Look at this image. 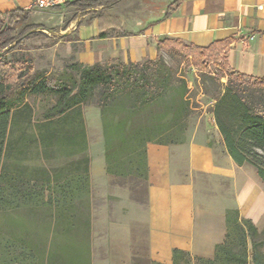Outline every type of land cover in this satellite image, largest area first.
I'll list each match as a JSON object with an SVG mask.
<instances>
[{
  "label": "trees",
  "instance_id": "obj_1",
  "mask_svg": "<svg viewBox=\"0 0 264 264\" xmlns=\"http://www.w3.org/2000/svg\"><path fill=\"white\" fill-rule=\"evenodd\" d=\"M119 1L75 0L49 9L87 11L101 6L106 11ZM177 2L168 4L165 17L177 7ZM30 13V9L22 8L0 11V209L13 210L33 205L36 211L44 207L61 212L83 211L81 207L91 195V156L87 150L86 122L81 106L89 102L100 110L106 172L119 174L121 169H126L134 175L148 178L147 143L183 141L184 137L167 142L156 138L171 130L181 134L191 113L186 84L165 62L164 52L189 58L203 69L209 62H218L227 80L225 83L215 81L220 91L214 97L211 111L217 130L231 159L238 166L248 164L254 167L264 184V77L234 70L225 58L227 42L216 41L201 47L186 44L179 38L164 37L155 42V58L136 62H71L53 75L43 69L35 70L28 55L13 57L14 52L22 50L25 40H52L42 30L45 29L42 24L28 21ZM102 17V12L97 14L98 19ZM21 23V30L13 35ZM112 27L119 34H129L120 25L112 24ZM105 34L106 31L99 32L101 37ZM8 52L12 56L6 61ZM28 96L52 100L43 112L45 124L39 136L52 143L61 136L67 141L66 147L70 146L74 152L75 157L70 162L73 167L63 177L57 176V170L50 172L43 167L4 162L10 129L15 119L23 116L29 108ZM76 216L72 230L78 231L81 226L88 230L89 222ZM225 217L227 235L224 242L215 245L212 258L193 256L195 261L198 264H217L224 253L223 264H264V253L253 240L260 232L252 220L240 217L236 209H227ZM231 226L242 230L244 245L250 240L248 249L245 245L242 252H233L228 247ZM185 257L191 264L189 252L174 248L171 264H179Z\"/></svg>",
  "mask_w": 264,
  "mask_h": 264
},
{
  "label": "crops",
  "instance_id": "obj_2",
  "mask_svg": "<svg viewBox=\"0 0 264 264\" xmlns=\"http://www.w3.org/2000/svg\"><path fill=\"white\" fill-rule=\"evenodd\" d=\"M33 1L0 0V11L47 10L34 7ZM173 1L140 0L144 9L125 15L107 9L102 18L87 22L85 13L72 8L48 9L46 17L60 22L64 13H75L66 34L78 27L70 42L82 44L76 59L85 64L155 58L156 40L171 37L201 47L225 41V58L234 70L264 77V0H178L165 17ZM112 24L129 34H119ZM102 31L104 37L99 36ZM208 118L210 135L146 145L147 255L152 261L171 264L174 248L212 258L215 245L227 235V209L264 225L263 182L254 167L231 159L212 111Z\"/></svg>",
  "mask_w": 264,
  "mask_h": 264
},
{
  "label": "rangeland",
  "instance_id": "obj_3",
  "mask_svg": "<svg viewBox=\"0 0 264 264\" xmlns=\"http://www.w3.org/2000/svg\"><path fill=\"white\" fill-rule=\"evenodd\" d=\"M139 2L122 0L110 10L113 14L125 15L130 10L144 9L145 6ZM47 11L30 13L28 21L42 24L45 28L42 30L52 40H25L22 50L14 52L13 57L28 55L35 70L43 69L55 75L64 70L67 64L78 62L76 53L82 44L70 42L72 33L78 28L76 22L74 25L77 28L66 34V26L75 14L73 11L64 13L60 22L57 18L46 17ZM102 11L101 6H94L78 13H85L87 22ZM22 26V23L17 26L13 35H17ZM11 56L12 53L8 52L6 61ZM162 56L172 67L175 76L184 80L191 113L181 134L171 130L156 140L167 142L198 134L210 135L208 117L214 97L220 91L215 81L225 83L227 80L218 62H209L207 68L203 69L189 58L183 59L165 52ZM27 102L29 108L23 116L15 119L10 129L4 162L13 161L39 169L43 167L50 172L57 170V176L63 177L73 167L70 162L75 157L74 152L70 146L66 147L67 141L61 136L53 143L39 136L45 124L43 112L52 104V100L49 97L28 96ZM81 108L86 122L87 150L91 156V195L88 202L81 207V213L74 210L54 211L46 207L36 211L33 205L13 210L0 209V264H154L147 255V178L126 169H121L119 174L106 172L99 107L89 102ZM75 212L82 221L85 219L89 222L88 230L84 226L78 231L72 230V221L77 217L75 215L73 218ZM254 225L260 233L253 240L264 253V225ZM228 231L230 238L227 245L233 252H242L245 245L246 249L249 248L250 240L245 241V245L241 240L242 230L231 226ZM224 256L222 253V259L217 264L224 263ZM190 261L191 264H198L192 255ZM179 264L189 262L185 257Z\"/></svg>",
  "mask_w": 264,
  "mask_h": 264
},
{
  "label": "built area",
  "instance_id": "obj_4",
  "mask_svg": "<svg viewBox=\"0 0 264 264\" xmlns=\"http://www.w3.org/2000/svg\"><path fill=\"white\" fill-rule=\"evenodd\" d=\"M75 0H34L33 6L38 9H49L56 5H62L65 2H72Z\"/></svg>",
  "mask_w": 264,
  "mask_h": 264
}]
</instances>
